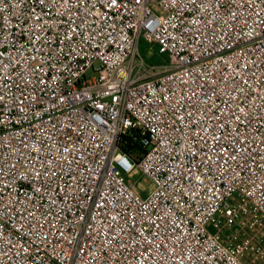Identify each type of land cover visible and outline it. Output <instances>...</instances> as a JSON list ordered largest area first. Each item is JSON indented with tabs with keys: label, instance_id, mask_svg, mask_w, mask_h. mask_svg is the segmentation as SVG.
I'll list each match as a JSON object with an SVG mask.
<instances>
[{
	"label": "built area",
	"instance_id": "obj_1",
	"mask_svg": "<svg viewBox=\"0 0 264 264\" xmlns=\"http://www.w3.org/2000/svg\"><path fill=\"white\" fill-rule=\"evenodd\" d=\"M260 226L264 0H0V264H245Z\"/></svg>",
	"mask_w": 264,
	"mask_h": 264
},
{
	"label": "rangeland",
	"instance_id": "obj_2",
	"mask_svg": "<svg viewBox=\"0 0 264 264\" xmlns=\"http://www.w3.org/2000/svg\"><path fill=\"white\" fill-rule=\"evenodd\" d=\"M138 53L140 56L144 57L146 62L153 66L158 68L157 70L160 71V67L162 65L170 64V59L166 54H159L157 47L153 44H148L147 42L141 41L138 47ZM156 70V71H157ZM134 180L138 181V188L140 190V193L145 196L147 195V191H150L153 189V186L150 185V183L144 178L140 177V173L138 170L134 172ZM228 232H222V235H226ZM256 235L261 236L264 238V227L260 226L258 227L254 233H252V236ZM255 244V243H254ZM245 264H264V252L255 255V257H252L250 255H247L244 259Z\"/></svg>",
	"mask_w": 264,
	"mask_h": 264
},
{
	"label": "trees",
	"instance_id": "obj_3",
	"mask_svg": "<svg viewBox=\"0 0 264 264\" xmlns=\"http://www.w3.org/2000/svg\"><path fill=\"white\" fill-rule=\"evenodd\" d=\"M123 149L131 156L135 157L137 153L141 152V148L133 143L130 139L124 141Z\"/></svg>",
	"mask_w": 264,
	"mask_h": 264
}]
</instances>
